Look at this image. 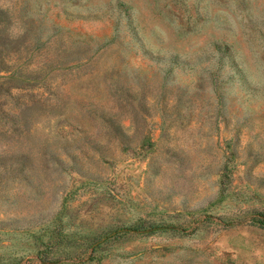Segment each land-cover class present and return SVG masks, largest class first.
I'll use <instances>...</instances> for the list:
<instances>
[{
	"label": "rangeland",
	"instance_id": "rangeland-1",
	"mask_svg": "<svg viewBox=\"0 0 264 264\" xmlns=\"http://www.w3.org/2000/svg\"><path fill=\"white\" fill-rule=\"evenodd\" d=\"M0 264H264V0H0Z\"/></svg>",
	"mask_w": 264,
	"mask_h": 264
}]
</instances>
